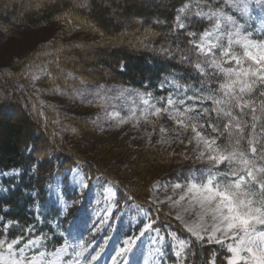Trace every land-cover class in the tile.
Returning a JSON list of instances; mask_svg holds the SVG:
<instances>
[{"label": "rangeland", "instance_id": "1", "mask_svg": "<svg viewBox=\"0 0 264 264\" xmlns=\"http://www.w3.org/2000/svg\"><path fill=\"white\" fill-rule=\"evenodd\" d=\"M42 4L36 1L31 5H23L21 0H7L6 9L11 10L13 5H17L27 11L38 10L42 8ZM188 5L189 8L181 14L185 29L187 21L196 17L205 19L208 22L206 31H211L215 18L208 20L206 17L197 16L196 13L208 12L210 8L215 11L219 8L196 3ZM244 6L245 0H231L227 3V12L219 10L225 15L240 19ZM243 21H247L248 29L255 37H259L260 32L257 29L264 28V8L256 4L255 0H248V12L243 15L241 22ZM226 23V21L222 23V28ZM183 30L178 28L180 32ZM202 34L191 38L199 42ZM129 35L121 34L117 38H108L99 30L92 29L88 21L84 19L76 21L68 16H61L37 28H27L21 23L14 26L0 25V71L9 74V80L16 90L14 92L22 99L28 100L27 103L38 115V119L35 120L41 125V130L42 125L50 129L56 135L59 145L62 144L66 151H75L84 158L96 162L103 172L111 176L113 174L138 189L141 196L150 204V206L137 204L128 198L121 204L118 198L119 189L113 182L100 176L91 178L83 165L76 164L53 175L45 188V200L40 198L37 190H26V193L36 199L30 209L35 215L36 224L28 228L21 244L26 243L28 239L38 238L37 246L29 248L26 255L38 256L43 252L44 260L50 261L51 264H180L176 255L178 241L185 240L190 243L189 248L185 249L188 256L183 264L188 263L192 241L205 247L218 248L206 264H218L220 257H223L224 263L227 264V257L231 255L227 251V244L233 242L230 237L225 239L223 246L216 243H200L184 226V222L190 224L199 222V205L192 200V194L187 191L190 184L206 182L210 168L213 171L228 170L227 162L213 166L208 160V152L204 149L203 141L198 143L192 131V123L203 125V128L197 127V131L212 137L206 128L213 124L214 115L217 114L211 111L216 107L212 101L186 100L185 105H175L174 107L180 111L187 105H192L197 112L202 111L204 107L211 111L210 117L200 116L191 122L187 120V116L195 117L196 113H187L185 117L179 118L185 121L187 126H184L168 113L152 115L154 109L143 103V99L155 104L157 98H163L162 104H157V107H168L167 98L170 95L174 100L183 98L177 96L178 90L169 83L173 78L179 80L176 74L165 78L156 90L151 91L130 86L94 84L75 75L64 77L61 82L56 83L52 78H57L62 71L57 70L53 77L46 67L33 65L38 52L52 45L63 44L64 47L68 46L67 49L78 53L80 58L86 54L84 50L88 51L89 55L86 54L88 57L85 56L83 61L88 67L91 66L88 72L92 73L100 70L104 62L113 63L105 56L110 52L106 49L108 46L129 49L138 44L150 46L152 41L150 35H155V32L141 33L134 38ZM224 42H227L226 39ZM191 46L196 55L203 60L204 56L193 44ZM234 50L237 55H243V50L239 46L234 45ZM213 52L219 57L218 49H213ZM177 55L180 58L181 54L177 52ZM76 58L75 56L73 60L76 61ZM250 64L251 61L247 59L242 62L243 67ZM29 66V74L32 76L26 81L22 76L24 72L26 75ZM223 66L229 64L226 62ZM231 66H236L234 61L231 62ZM206 71L209 75L212 73L217 75L215 78L218 84L209 83L207 80L209 75L201 77L213 87V90H218L220 82L224 80L223 75L211 68H206ZM81 81L84 83L81 84ZM19 85L22 88H19ZM179 91H183V87ZM137 92L144 93L143 98L137 95ZM148 93H151L150 97ZM188 94H193L192 88L188 89ZM216 95L221 96L222 93L216 92ZM254 99L259 109V103L264 97H259L257 92L254 93ZM21 104L26 109L22 102ZM234 110V114L239 111ZM3 113L9 114L10 118L19 117V114L13 111L6 110ZM244 119L247 125H251L249 116ZM261 121H264V117L258 123ZM162 127L165 129L164 132H161ZM250 137L251 135L240 141L241 148L245 149L248 146L247 140ZM218 141L217 139V144L222 146ZM201 152L205 153L204 156L200 155ZM179 173L187 176L179 177ZM21 175L19 169H0V195H7L9 190L14 188L9 186L19 182ZM82 184L88 187H82ZM177 184L181 187L176 188ZM181 196L185 199L181 200ZM57 212L59 214H56ZM177 215L182 219H177ZM0 218H2L0 239L6 238L11 242L13 238L10 232L16 224L11 221L5 235L4 226L10 220L6 219L4 214L0 215ZM203 223L211 228L210 217H205ZM148 225H151V228H148ZM49 227L53 229V233L49 232ZM173 233L175 239L171 235ZM58 239L64 241L59 247ZM15 247L18 248L20 245ZM59 248H66V252L57 253L56 250ZM123 249L128 251L123 252ZM76 253H79V256ZM92 257L95 259H91Z\"/></svg>", "mask_w": 264, "mask_h": 264}, {"label": "trees", "instance_id": "2", "mask_svg": "<svg viewBox=\"0 0 264 264\" xmlns=\"http://www.w3.org/2000/svg\"><path fill=\"white\" fill-rule=\"evenodd\" d=\"M23 5H31L40 1L42 8L38 10H23L13 5L11 10L6 9L7 0L0 1V25L14 26L21 23L27 28H37L55 21L61 16L72 17L73 19L88 21L92 29L99 30L103 36L117 38L121 34L138 37L141 33L153 31L150 35V46L126 47L108 46L110 52L105 56L113 63L104 62L101 69L95 72H88L91 66L85 65L83 58L89 55L84 50L80 58L74 50L67 49V45L56 44L36 54L34 66H43L54 77L57 70L62 71L57 78H52L58 83L69 73L82 80H89L94 84L105 86H130L142 90H156L157 86L173 74L179 77L182 85H192V88H199L203 80L200 73L194 69V64L202 58L196 55L192 49L190 40L193 38L187 32L202 34L208 28L205 19L192 17L187 21V28L178 31L176 27L177 10L185 4L196 3L208 7H218L227 12L225 0H21ZM46 1V2H44ZM129 21H132L129 23ZM155 36V37H154ZM158 37V38H157ZM149 39V37H148ZM134 44V43H133ZM135 45V44H134ZM179 45V51H176ZM167 48L173 51L169 56L162 49ZM101 52V51H100ZM188 56L186 62H182L179 54ZM104 55V54H103ZM77 57L76 61L73 60ZM88 57V56H87ZM32 65V67H33ZM30 66L22 76L29 81L32 75L29 74ZM216 74H210L207 78L209 83L218 84ZM9 74L0 71V169H19L22 175L19 182L12 183L7 195H0V215L17 225L11 231L12 238L24 236V232L35 223L34 213L30 209L34 206L36 199L33 195L26 193V190H37L42 200L46 199V185L57 172H63L76 164L85 167L87 175L91 178L102 177L113 182L119 189V202L124 203L126 199L133 200L137 204L146 205L148 202L141 196L140 191L123 180L102 171L96 162L84 158L79 153L59 145L57 137L50 129L43 127L36 121L38 115L32 110L26 99H22L15 93V87L9 80ZM22 79V80H23ZM221 83V82H220ZM22 88L21 85L18 86ZM213 87L205 83V92ZM219 92L218 90L216 91ZM26 109L23 107L21 102ZM21 105V106H20ZM6 110L19 114L18 118H10L4 114ZM32 110V111H31ZM235 112V110H234ZM37 116V118H36ZM251 119V116L249 115ZM36 119V120H35ZM36 121V122H35ZM228 118L223 114L214 115L213 124L219 125V132H212L207 126L210 136L218 139L219 144L228 143L229 130L224 128ZM41 123V122H40ZM264 121L257 122L256 133L261 143H264V135H261V128ZM232 139L240 133L235 127L230 129ZM251 125L243 130V136L247 139L251 135ZM221 133H223L221 135ZM66 147V146H65ZM31 149L29 151L28 149ZM64 148V149H63ZM248 149V146L245 147ZM250 151V150H249ZM250 155V153H248ZM179 177H186L187 174L179 173ZM137 192V193H136ZM132 201V202H133ZM121 203V204H122ZM150 206V204H148ZM216 247H205L192 241L187 264H206L209 257L216 251ZM224 254V253H221ZM218 264H225L223 257L218 259Z\"/></svg>", "mask_w": 264, "mask_h": 264}, {"label": "snow or ice", "instance_id": "3", "mask_svg": "<svg viewBox=\"0 0 264 264\" xmlns=\"http://www.w3.org/2000/svg\"><path fill=\"white\" fill-rule=\"evenodd\" d=\"M231 0H225L230 3ZM256 4L264 8V0H255ZM189 8L188 4L183 5L177 10L176 16L177 27L181 30L185 29V23L182 15ZM248 12V0H245L244 9L241 12L240 19L234 18L232 15H225L222 11L208 12L198 11L197 16L206 17L208 20L215 18V23L211 31H204L199 42L190 40L199 53L204 56L203 60H198L194 67L201 76H208L206 68L215 69L221 73L224 80L219 85L218 91L221 96L216 95L217 90L204 89L207 81L201 80L199 88H192V85L182 86L175 78L169 83L174 85L177 91L178 99H173L170 95L167 98L168 107L160 106L163 98H157L155 104H150L148 99H143V103L149 108L154 109L152 115L160 113H168L173 119H178L179 123L184 126V120L187 113L195 112V117L187 116L189 122L199 119L200 116L210 117L211 111L219 116L223 114L228 118V122L224 125L229 130L228 143L220 146L217 144L215 137L202 135L197 131V127L203 128V125L192 123V131L195 133L198 143L202 140L204 149L208 152V160L213 166L227 162V171H213L209 169V173L204 183H191L187 191L192 194V200L199 205L198 218L199 222L190 224L184 222L186 230L195 237L200 243H216L224 245L226 238H231L232 243L227 244V251L231 254L227 257V264H264V143H261L256 133L257 122L264 117V100L259 103V109L256 106L254 93L258 92L259 97H264V28L257 29L260 32L259 37H255L253 32L248 29L247 21H243V15ZM226 21V25L222 28V23ZM189 37L196 35L195 32H187ZM211 38V40L209 39ZM226 39V43L224 42ZM234 45L239 46L243 50V55H237ZM213 49L219 50V57L213 52ZM177 45L176 51H179ZM169 56L173 55V51L162 49ZM247 59L251 64L247 67L242 66V62ZM180 60H188V56L181 54ZM235 62V67L231 66V62ZM229 66H223L225 63ZM69 76L72 74L69 73ZM35 79V77H33ZM84 81H81L83 84ZM183 87V91H179ZM192 88V95L188 94V89ZM99 91L97 95H99ZM137 95L143 98L144 93L137 92ZM151 96V93H148ZM192 100H210L216 107H204L202 111L197 112L192 105L184 107L180 111L174 106L185 105V101ZM234 109L239 111L234 114ZM248 111H245V110ZM259 111V115H257ZM147 114V109L145 110ZM251 116V137L247 140L248 149L240 146V141L244 139L243 130L247 127V121L244 119ZM123 122V121H122ZM212 132H219L218 124H209ZM235 129L240 135L233 142L231 128ZM165 129L162 127L161 132ZM223 133H221L222 135ZM261 135H264V127L261 128ZM31 151V149H28ZM249 150L251 155H249ZM204 152L200 155L204 156ZM229 177H233L229 179ZM82 187L87 188L86 184ZM180 188L179 184L175 185ZM185 199L184 196L180 197ZM205 217H210L211 228L203 223ZM177 219H182L177 215ZM2 219V218H0ZM103 222V218L101 220ZM12 222L9 221L5 227ZM151 228V225L147 226ZM219 234V235H218ZM175 239V234H171ZM24 240L23 236H18L8 242L7 239H0V264H51L45 261V253L40 252L38 256L26 255L29 248H35L38 238L28 239L26 243L21 244ZM189 241L179 240L176 255L180 264L187 259L188 253L185 249L189 248ZM16 245L20 247L16 248ZM57 253L66 252V248H59ZM127 252L128 249H123ZM79 256V253H76ZM91 259H95L92 257Z\"/></svg>", "mask_w": 264, "mask_h": 264}]
</instances>
